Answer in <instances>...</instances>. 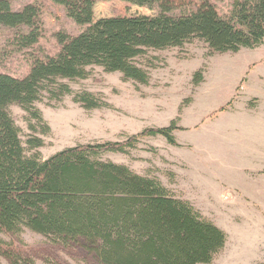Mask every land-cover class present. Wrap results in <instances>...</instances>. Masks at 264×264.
Listing matches in <instances>:
<instances>
[{"label": "trees", "instance_id": "16d2710c", "mask_svg": "<svg viewBox=\"0 0 264 264\" xmlns=\"http://www.w3.org/2000/svg\"><path fill=\"white\" fill-rule=\"evenodd\" d=\"M51 1L86 28L77 36L56 34L58 52L35 60L25 77L0 73V234L29 231L63 249L80 247L96 264H210L226 243L220 229L158 180L101 158L124 154L145 137L177 146L174 121L122 142L76 145L43 160L38 152L43 140L32 135L22 141L10 108L26 115L30 133L40 129L44 136L49 128L36 107L44 98L60 103L72 97L86 111L106 107L91 93H73L69 86L87 80L96 67L146 86L148 72L137 61H144L148 51L179 49L193 40L218 54L264 47V0H232L225 15L210 0H199L193 11L177 17L170 13L181 0H121L158 13L95 23L88 0ZM40 15L35 5L15 12L9 0H0V28L15 31L19 49L40 39ZM202 82L201 73L193 76L194 86ZM0 257L9 264H35L1 239Z\"/></svg>", "mask_w": 264, "mask_h": 264}, {"label": "rangeland", "instance_id": "374dc122", "mask_svg": "<svg viewBox=\"0 0 264 264\" xmlns=\"http://www.w3.org/2000/svg\"><path fill=\"white\" fill-rule=\"evenodd\" d=\"M13 11L26 5L40 10L42 34L27 49L14 43L15 31L0 28V73L23 78L35 60L59 50L56 34L77 36L65 9L51 0H9ZM73 1V0H72ZM92 23L116 17L154 16L157 9L139 8L121 0H88ZM220 15L232 0H210ZM170 14L193 11L199 0H181ZM178 3V4H180ZM148 72L146 86L123 81L118 73L94 68L87 80L69 83L73 93L86 91L106 107L86 111L65 97L36 104L48 134L28 131L18 107L10 113L21 130L43 140V160L76 145L122 142L144 129L165 128L172 121L177 146L162 137L137 140L126 153L103 155V161L158 180L169 194L188 202L205 220L226 235L224 248L210 264H264V47L237 53H211L193 40L179 49L148 51L137 61ZM203 82L192 84L195 74ZM11 250L35 264H96L80 248L63 249L29 231L0 234ZM0 264H9L0 257Z\"/></svg>", "mask_w": 264, "mask_h": 264}]
</instances>
